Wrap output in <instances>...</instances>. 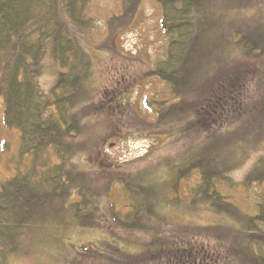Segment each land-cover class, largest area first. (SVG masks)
Returning a JSON list of instances; mask_svg holds the SVG:
<instances>
[{"label": "trees", "instance_id": "16d2710c", "mask_svg": "<svg viewBox=\"0 0 264 264\" xmlns=\"http://www.w3.org/2000/svg\"><path fill=\"white\" fill-rule=\"evenodd\" d=\"M115 1L119 13L108 23L118 22L119 31L132 22L141 0ZM153 1L161 11L159 25L167 43L164 58L143 76H153L165 85L169 99L153 101L156 121L147 125L164 126L163 132L168 134L159 139L170 140L168 150H173L179 135L185 139L187 128L178 132L180 125L185 127L190 121L192 127L197 124L202 131H210V136L205 132L203 142L202 138L198 140L194 150L190 147L178 162L169 164L177 193L173 198L171 191L162 192L160 186L161 175H167L165 167H155L145 177L129 173L132 177L127 180L122 179L127 168L98 154L109 134L95 130L94 123H100L104 114L107 121L121 116L117 123L124 124L127 112L117 94L104 95V99L109 98L97 106L94 94L86 88L93 82V56L83 41L96 23L89 15L93 0H0L3 124L8 130L18 131L19 156L30 157V167L24 172L16 170L0 185V264H11L22 254L32 256L57 248L61 235L69 229L95 228L102 196L111 193L114 185L120 186L117 198L108 207L114 226L131 232L164 228L167 223L155 219L159 206L163 201H181L180 185L194 175L193 171L197 185L187 191V207L191 209L193 203L200 202L218 214L228 215L237 226L209 230L210 226L171 224L174 232L181 234L175 237L182 238L185 245H190L191 237L204 238V242L231 250L236 264L243 259V248L254 264H264V158L257 159L244 178L247 185L255 183L256 190L263 189L257 193L262 201L249 204L243 211L235 202L239 190L232 189L233 194L219 192L222 178L238 165L235 153L244 149L243 137L249 135L251 145L255 139L260 146L264 144V81L256 93L252 92L250 85L256 79L253 70H258L243 63L246 60L256 65L264 60V14L249 19L250 23L234 19L229 24L226 18H213L214 10L222 7L216 0ZM235 7L230 8L234 13ZM237 56H241V67L236 68ZM47 59L57 70L52 88L45 93L41 79ZM113 121L109 123L115 126ZM232 125L244 126L246 134H221ZM222 137L226 140H220ZM157 193H164L165 198L163 195L160 199ZM177 245L176 249L153 251L148 258L154 264H165L158 258L168 261L169 254L186 256L196 249ZM204 247L197 246V250ZM80 248L89 254L92 250L91 244ZM197 257L204 264L200 252ZM132 264L143 261L133 260Z\"/></svg>", "mask_w": 264, "mask_h": 264}, {"label": "rangeland", "instance_id": "374dc122", "mask_svg": "<svg viewBox=\"0 0 264 264\" xmlns=\"http://www.w3.org/2000/svg\"><path fill=\"white\" fill-rule=\"evenodd\" d=\"M216 1H219L222 7L214 10L213 18L215 20L226 18L229 24L234 19H245V22L250 23L249 19L261 17V12L264 14V0ZM232 6H236V13L230 9ZM135 11L137 12H135V16L133 15L132 22H127L130 24L122 26L118 31V22L108 23L112 20L113 15L119 13V7L115 0H93L89 9V15L93 17L96 23L86 37L87 39L83 41V45L91 48L93 56L91 70L93 75L90 77L93 82L86 84V88L90 95L93 96L94 94L97 106L103 105L102 101L109 98L104 99V95L117 94V98L126 106L127 112L126 120H124L125 125L123 122L117 123L121 116H118L115 121L112 119L107 121L105 119L107 115L104 114L101 116L104 119L100 123H94V127L97 128L95 130L109 134L101 149L98 150L99 153H97L102 154L114 164L127 168L128 171L122 179L128 180L132 177L131 175L145 177L152 174L155 167H159L160 170L165 167L166 169L163 171L167 175H161L160 186L162 192L171 191L173 198L177 193L174 194L176 187L173 184V177L170 178L172 172L170 173L168 168L171 169L170 166L174 162H178L182 155L188 153L190 147L194 150L196 147L193 146H196L198 140L202 138L203 142L206 139L205 132L210 136V131H202L197 124L192 127L190 121L185 127H180L182 126L180 125L177 127L179 128L178 132L187 128L183 134L185 139L179 135L176 137V142L172 144L173 148L171 147V149L173 150H168L170 140L159 139V136L165 135L166 137L168 134V132H163L164 126L159 127L155 124L151 128L147 125V123L153 125L156 121L153 101L160 102L162 99H166L165 101L169 99L165 85H161L153 76L148 79L143 76L152 70L156 61H161L164 58L167 38L163 35L159 25L161 11L153 0H141ZM219 43L216 41L217 45ZM240 59L241 56L240 58L239 56L236 57L237 62L234 65L236 68L241 67L239 65ZM243 63L258 70V73L253 70L257 80L254 79L255 84L250 85L252 92L256 93V89L258 90L262 84L261 81H264V60L256 65L253 62H246V60ZM55 67L57 66L52 63L51 59L46 60L41 79V87L45 93L52 88L51 86L55 82L54 75L57 70ZM261 68L262 72L260 71ZM118 82H120L119 85H117ZM111 105L113 104L111 103ZM113 106L115 109L116 106ZM3 110V98L0 96V185L10 179L16 170L24 172L26 168L30 167V157L27 155L19 156L18 131L8 130L4 127ZM248 120L245 121L244 125L248 123ZM111 121L117 124L113 126L112 123H109ZM243 130L244 126L239 128L232 125L226 127L221 134L229 136L231 135L229 133H236L234 135L239 136L246 134L243 133ZM186 136H189L188 140H186ZM248 137L249 135L243 137L244 149L236 150L235 155L238 158L234 162H238V165L235 166L236 168L234 167L235 169L231 174L222 178L219 186L221 193L233 194L232 189L239 190V194L236 193L235 202H238L243 211L245 207H249V204L258 203L264 198L262 195V198H258L257 194L263 191L262 188L256 190L255 183L247 185L244 182L245 176L251 171L257 159L264 158V144L260 146L257 143L258 139H255V143L251 145L252 142L248 141ZM225 138L222 137L220 140L225 141ZM165 143L168 144L165 145ZM193 172L195 175L196 171ZM194 175L188 176V180L183 181V185L181 184L179 191L177 190L181 197L180 202L178 200L174 202L163 201L162 205L159 206L161 208L159 213L155 215V219L162 218L167 223V226H163L164 228L161 226L159 230L155 231L131 232L114 226L110 222L108 210L120 191V186L114 185L111 193L102 196L101 210L97 216L99 222L96 220L95 228L69 229L61 235L57 248L54 246V249L49 248L43 254H31L32 256L22 254L11 264H132L133 260H142L143 264H147V262L154 264L156 262L148 258L152 256L151 252L161 249H176L177 244L186 246L187 249L191 245L192 247L196 246V249L189 250L186 256L169 254L171 257L168 261L166 259L160 260V258L158 261L165 262V264H200V259L197 257L200 252L204 258V264H236L237 259L229 254L231 250L217 247L212 242H204L203 240H206L204 238L198 240L191 237L188 241L190 245H185L182 238L175 237L176 234H181L175 233L171 224L191 227L210 226L209 230H214L217 227L237 226L236 221H233L228 215L218 214L200 202L193 203L191 209L187 207L185 202L189 195L187 191L189 192L191 188L195 189L197 185ZM243 182L246 187L243 186ZM157 195L161 199L164 193H157ZM120 201L124 202V199ZM88 244H91L90 254L87 253V250L80 248ZM197 246L204 248H199L198 251ZM241 250L243 259L237 264H254L251 261V256L244 253L243 248ZM211 253L212 256H210ZM145 261L147 262L145 263Z\"/></svg>", "mask_w": 264, "mask_h": 264}]
</instances>
